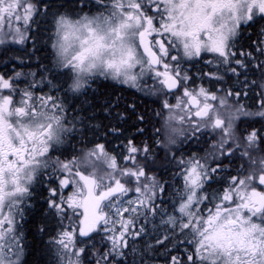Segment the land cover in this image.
<instances>
[{"label": "snow or ice", "instance_id": "snow-or-ice-1", "mask_svg": "<svg viewBox=\"0 0 264 264\" xmlns=\"http://www.w3.org/2000/svg\"><path fill=\"white\" fill-rule=\"evenodd\" d=\"M32 213L47 264H264V0H0V264Z\"/></svg>", "mask_w": 264, "mask_h": 264}, {"label": "trees", "instance_id": "trees-1", "mask_svg": "<svg viewBox=\"0 0 264 264\" xmlns=\"http://www.w3.org/2000/svg\"><path fill=\"white\" fill-rule=\"evenodd\" d=\"M119 87V86H118ZM123 95L131 101L135 99L137 103L143 107V102L139 97V94L135 93L134 89H127ZM158 126V125H157ZM37 217L34 213L26 214L24 225H25V242L28 247L25 251V262L26 264H47L48 258L43 254V242L36 231Z\"/></svg>", "mask_w": 264, "mask_h": 264}, {"label": "flooded vegetation", "instance_id": "flooded-vegetation-1", "mask_svg": "<svg viewBox=\"0 0 264 264\" xmlns=\"http://www.w3.org/2000/svg\"><path fill=\"white\" fill-rule=\"evenodd\" d=\"M158 121H159V117H153V122H154V123H157V125L159 126Z\"/></svg>", "mask_w": 264, "mask_h": 264}]
</instances>
